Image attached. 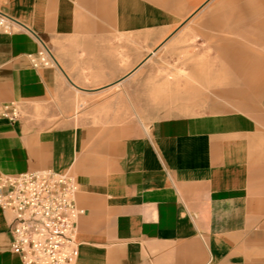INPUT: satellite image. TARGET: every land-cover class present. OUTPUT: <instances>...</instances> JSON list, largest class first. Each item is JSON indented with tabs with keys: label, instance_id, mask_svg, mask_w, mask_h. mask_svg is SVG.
<instances>
[{
	"label": "crops",
	"instance_id": "obj_1",
	"mask_svg": "<svg viewBox=\"0 0 264 264\" xmlns=\"http://www.w3.org/2000/svg\"><path fill=\"white\" fill-rule=\"evenodd\" d=\"M193 2L0 0L14 20L0 31V176L74 175L83 209L74 264H264V60L248 43L209 37L240 32L264 43V0L195 7L223 66L200 82L244 88L214 87L221 101L208 90L170 92L168 115L129 117L161 113L160 88L143 79L146 30L160 29L145 25ZM35 36L56 66L31 65ZM10 102L13 121L1 114ZM11 223L0 207V264H22L10 249Z\"/></svg>",
	"mask_w": 264,
	"mask_h": 264
},
{
	"label": "built area",
	"instance_id": "obj_2",
	"mask_svg": "<svg viewBox=\"0 0 264 264\" xmlns=\"http://www.w3.org/2000/svg\"><path fill=\"white\" fill-rule=\"evenodd\" d=\"M14 20L0 10V31H9ZM39 47L28 53L31 65L53 67L50 47L35 36ZM1 114L13 121L19 115L14 102ZM78 183L68 170L51 168L0 176V207L9 212L10 249L22 264H74L79 254L77 220L83 209L76 203Z\"/></svg>",
	"mask_w": 264,
	"mask_h": 264
},
{
	"label": "rangeland",
	"instance_id": "obj_3",
	"mask_svg": "<svg viewBox=\"0 0 264 264\" xmlns=\"http://www.w3.org/2000/svg\"><path fill=\"white\" fill-rule=\"evenodd\" d=\"M204 0H194L193 6L188 9L183 8L182 14L177 17L168 18L167 13L161 12V20L157 23L146 24V28L153 27L160 29L159 34H152V30H146L145 33V53L150 57L147 60L144 71V85L146 89H152L154 86L160 88L157 91L162 95L158 99L162 105L160 112L146 113L144 115H129V117L142 116L146 119H151L163 115H168L169 93L175 91L194 90L199 89L207 91L211 98H218L220 101L222 97L214 94L212 89L214 87H243L244 83H219L210 82L208 89L206 85L200 82L199 78H208L212 80L216 76H220L223 66L218 50L214 49L216 39H206L201 35L200 19L197 18L195 7L199 6ZM212 1V0H209ZM185 7V6H184ZM194 8V9H193ZM256 18V17H255ZM254 17L251 22H254ZM257 18L264 20V13H259ZM243 26V25H242ZM250 29H253L250 26ZM213 29H209L211 32ZM254 30V29H253ZM172 36V37H171ZM225 38L228 41H242L251 45L257 50V58L263 61L264 43H254L249 41L245 34L240 32H216L209 37ZM171 37V40L169 39ZM213 40V42H212ZM173 43L170 48L169 43ZM160 42V43H159ZM177 47V48H175ZM151 51H154L153 53ZM206 61V63H205ZM203 62V64H202ZM200 64L194 66V64ZM202 64V65H201ZM261 66L264 67L262 62ZM226 72H229V67L225 66ZM201 70V73L200 71ZM198 73L201 75L198 76ZM217 85V86H216ZM153 91V90H152ZM151 91V92H152ZM147 100V99H146ZM151 101L153 99H150ZM157 100V101H158ZM200 100V99H199ZM198 101V100H197ZM226 102V101H225ZM232 104V101H229ZM201 103V102H200ZM227 103V102H226ZM196 104V103H194ZM148 106V104H146ZM164 105V106H163ZM157 108V107H156ZM151 106L150 109H156Z\"/></svg>",
	"mask_w": 264,
	"mask_h": 264
}]
</instances>
